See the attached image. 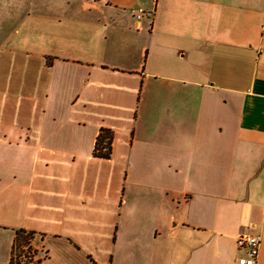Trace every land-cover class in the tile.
<instances>
[{"label": "crops", "instance_id": "1", "mask_svg": "<svg viewBox=\"0 0 264 264\" xmlns=\"http://www.w3.org/2000/svg\"><path fill=\"white\" fill-rule=\"evenodd\" d=\"M72 4L0 0L7 263L26 229L40 264H239L242 233L264 264V0Z\"/></svg>", "mask_w": 264, "mask_h": 264}, {"label": "trees", "instance_id": "2", "mask_svg": "<svg viewBox=\"0 0 264 264\" xmlns=\"http://www.w3.org/2000/svg\"><path fill=\"white\" fill-rule=\"evenodd\" d=\"M113 131H111L109 128H102L100 130V133L97 135L96 143H95V148L93 150V154L96 157H103V158H110L112 151H113ZM29 234L28 235L26 234ZM35 233L32 231H26V229H18L16 231V237L15 241L12 246V255L11 259L9 261V264H40L41 263V258H37V260L34 259L33 253L30 251H27L26 255L24 254L25 257H27L29 260L24 263H20V260L18 259L15 262V255H16V248H20V246L24 247V244H27L30 242V238Z\"/></svg>", "mask_w": 264, "mask_h": 264}, {"label": "built area", "instance_id": "3", "mask_svg": "<svg viewBox=\"0 0 264 264\" xmlns=\"http://www.w3.org/2000/svg\"><path fill=\"white\" fill-rule=\"evenodd\" d=\"M130 13L137 19H152L155 15V8L147 9L143 6H135L130 8ZM236 244L240 249H245V253L238 258L239 264H256L257 257L261 247V234L242 233L236 237ZM38 256V254H37ZM47 254L44 253V258ZM25 258V256L23 257ZM20 263H24V259L20 258Z\"/></svg>", "mask_w": 264, "mask_h": 264}, {"label": "rangeland", "instance_id": "4", "mask_svg": "<svg viewBox=\"0 0 264 264\" xmlns=\"http://www.w3.org/2000/svg\"><path fill=\"white\" fill-rule=\"evenodd\" d=\"M72 1V6H74V3L76 2V0H71ZM71 6V7H72ZM26 234V233H25ZM29 237V234H26ZM35 239H36V235L34 234L32 236V238H30V242H28L27 244H24L23 246H20V248H16V255H15V262L22 258L24 259L25 262H27V260H29L27 257H24V254L26 255L27 251H30L31 253L35 254L34 255V259L37 260V258H39L37 256V252H38V248L35 246ZM11 240L9 238V236H0V264H8L7 263V259H9V255H10V250L11 249Z\"/></svg>", "mask_w": 264, "mask_h": 264}]
</instances>
